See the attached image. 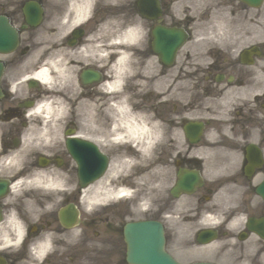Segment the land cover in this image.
Listing matches in <instances>:
<instances>
[{
	"label": "flooded vegetation",
	"instance_id": "1",
	"mask_svg": "<svg viewBox=\"0 0 264 264\" xmlns=\"http://www.w3.org/2000/svg\"><path fill=\"white\" fill-rule=\"evenodd\" d=\"M0 19L17 34L0 52V264H127L140 215L174 256L264 264V0H0ZM48 63L50 88L32 77ZM120 104L159 125L138 164ZM79 141L107 157L91 183Z\"/></svg>",
	"mask_w": 264,
	"mask_h": 264
},
{
	"label": "water",
	"instance_id": "2",
	"mask_svg": "<svg viewBox=\"0 0 264 264\" xmlns=\"http://www.w3.org/2000/svg\"><path fill=\"white\" fill-rule=\"evenodd\" d=\"M129 261L136 264H177L163 251L162 236L156 224L141 222L125 229Z\"/></svg>",
	"mask_w": 264,
	"mask_h": 264
},
{
	"label": "bare ground",
	"instance_id": "3",
	"mask_svg": "<svg viewBox=\"0 0 264 264\" xmlns=\"http://www.w3.org/2000/svg\"><path fill=\"white\" fill-rule=\"evenodd\" d=\"M130 62V56L129 55H120L118 59V67H119V76L121 77L123 74L124 67ZM61 71V75H63V69L59 68ZM58 72V71H57ZM36 76L43 81L47 78L45 71H39L36 73ZM46 115H48L50 107L48 104H44L42 106H39L38 109H43ZM118 119H114L113 121H119L121 123L122 127L126 126V129L128 133L137 140L136 148H141L144 146V140H153L155 133V125L149 121V119H146V115L142 112H135L132 115H130L129 110L125 109V107L120 104L118 106ZM126 115V116H125ZM140 118V119H139ZM139 153L136 154L138 157Z\"/></svg>",
	"mask_w": 264,
	"mask_h": 264
}]
</instances>
